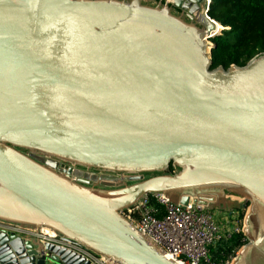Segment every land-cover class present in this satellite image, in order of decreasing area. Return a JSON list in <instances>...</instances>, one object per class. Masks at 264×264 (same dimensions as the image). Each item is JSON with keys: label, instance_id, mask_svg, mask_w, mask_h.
Returning <instances> with one entry per match:
<instances>
[{"label": "water", "instance_id": "water-1", "mask_svg": "<svg viewBox=\"0 0 264 264\" xmlns=\"http://www.w3.org/2000/svg\"><path fill=\"white\" fill-rule=\"evenodd\" d=\"M210 4L0 0V221L110 264H180L122 211L153 193L244 198L249 241L232 264H264V52L213 67L228 27ZM49 261L92 264L0 228V264Z\"/></svg>", "mask_w": 264, "mask_h": 264}, {"label": "built area", "instance_id": "built-area-1", "mask_svg": "<svg viewBox=\"0 0 264 264\" xmlns=\"http://www.w3.org/2000/svg\"><path fill=\"white\" fill-rule=\"evenodd\" d=\"M154 201V203H152ZM136 228L160 245L167 255L180 264H232L241 248L248 242L245 230L238 221L220 220L211 208L203 204L182 206L165 195H146L137 204L122 211ZM242 217V216H241ZM0 228H7L26 238L39 237L43 242L67 246L91 260L92 264H110L105 256L64 240L61 235L48 229L35 231L0 221ZM243 233L244 244L228 252L225 258H213V248L229 242L234 235Z\"/></svg>", "mask_w": 264, "mask_h": 264}, {"label": "trees", "instance_id": "trees-1", "mask_svg": "<svg viewBox=\"0 0 264 264\" xmlns=\"http://www.w3.org/2000/svg\"><path fill=\"white\" fill-rule=\"evenodd\" d=\"M209 15L228 27L211 39L213 67L245 65L252 57L264 52V0H211ZM173 169L171 166L170 171ZM244 237L240 233L229 242L220 243L212 250L213 258L217 261L225 258L224 254L244 244Z\"/></svg>", "mask_w": 264, "mask_h": 264}, {"label": "rangeland", "instance_id": "rangeland-1", "mask_svg": "<svg viewBox=\"0 0 264 264\" xmlns=\"http://www.w3.org/2000/svg\"><path fill=\"white\" fill-rule=\"evenodd\" d=\"M220 205L223 207L222 208L214 207ZM249 205H250L249 201L243 198L242 200L232 204H215L213 205V207H211V209L214 211L215 215L220 220L229 219L231 221H238V222L240 221L239 225L241 226L242 229L245 230V221H246L247 212L249 210ZM242 213H244V215L241 217Z\"/></svg>", "mask_w": 264, "mask_h": 264}, {"label": "bare ground", "instance_id": "bare-ground-1", "mask_svg": "<svg viewBox=\"0 0 264 264\" xmlns=\"http://www.w3.org/2000/svg\"><path fill=\"white\" fill-rule=\"evenodd\" d=\"M220 28H221V25L218 24V28H217V30H219Z\"/></svg>", "mask_w": 264, "mask_h": 264}, {"label": "crops", "instance_id": "crops-1", "mask_svg": "<svg viewBox=\"0 0 264 264\" xmlns=\"http://www.w3.org/2000/svg\"><path fill=\"white\" fill-rule=\"evenodd\" d=\"M156 1H157V0H156ZM49 264H56V263L49 261Z\"/></svg>", "mask_w": 264, "mask_h": 264}, {"label": "flooded vegetation", "instance_id": "flooded-vegetation-1", "mask_svg": "<svg viewBox=\"0 0 264 264\" xmlns=\"http://www.w3.org/2000/svg\"><path fill=\"white\" fill-rule=\"evenodd\" d=\"M223 206H221V208H222ZM217 208H219V207H217Z\"/></svg>", "mask_w": 264, "mask_h": 264}]
</instances>
